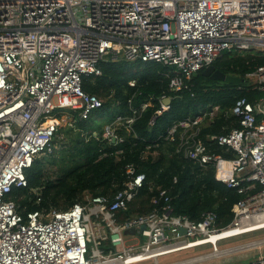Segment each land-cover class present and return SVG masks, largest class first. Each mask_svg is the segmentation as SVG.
I'll list each match as a JSON object with an SVG mask.
<instances>
[{"label":"built area","instance_id":"2783aa9c","mask_svg":"<svg viewBox=\"0 0 264 264\" xmlns=\"http://www.w3.org/2000/svg\"><path fill=\"white\" fill-rule=\"evenodd\" d=\"M252 47L264 49V0H0V264H137L175 252L169 246L178 239L188 244L222 230L215 212L195 221L174 213L167 197L161 207L119 221L117 210L146 179L133 163L124 165L122 186L112 196H87L65 210L22 215L9 192L26 186L25 169L36 156L52 151L61 111L78 109L85 118L101 106L81 82L101 73L103 58L121 54L167 65L176 91L222 51ZM248 75L264 84V66ZM163 98L157 114L169 106ZM217 108L174 122L165 138L178 135L176 151L211 165L217 181L243 195L226 226L236 229L264 214V98L238 97L231 112L239 125L209 136L232 157L210 151L198 137L199 125ZM132 112L116 114L100 136L122 141L113 125L131 123ZM130 228L135 233L126 238ZM236 264H264V254Z\"/></svg>","mask_w":264,"mask_h":264},{"label":"trees","instance_id":"16d2710c","mask_svg":"<svg viewBox=\"0 0 264 264\" xmlns=\"http://www.w3.org/2000/svg\"><path fill=\"white\" fill-rule=\"evenodd\" d=\"M212 64L243 80L233 83L212 79L200 69L186 82L185 88L175 91L169 87L171 67L160 62L131 61L121 54L100 60L101 73L84 76L81 87L84 92L98 96L101 106L85 118L78 109H66L74 127L81 132L73 130V126L57 127L52 151L36 156L25 169L26 186L12 187L9 192L17 211L25 215L33 210H65L74 203L84 202L87 196H112L122 186L124 165L133 163L137 171L145 173L146 179L126 208L117 210L119 221L161 207L167 197L174 213L196 221L211 210L216 214L217 227L225 228L233 216L232 205L243 195L236 188L217 181L211 165H200L176 151L178 135L171 141L165 138V133L174 122L218 106L214 116L205 118L199 125L198 137L210 151L232 157V151L213 143L209 136L226 133L239 125L238 117L231 112L238 97L243 96L252 103L264 98V84L248 75L258 66H264V49L225 50ZM162 96L169 97L170 103L157 114ZM143 103L146 106L140 110ZM113 106L117 109L105 124L88 129L96 116ZM133 110L136 113L131 123L113 125L122 141L111 142L100 136L116 114L129 117ZM93 132L99 136H92ZM56 142L60 144L58 148ZM45 161L53 165L52 172L44 169ZM160 190H164L162 196ZM153 197L157 203L152 201ZM102 244L106 247L108 241L102 240Z\"/></svg>","mask_w":264,"mask_h":264},{"label":"rangeland","instance_id":"374dc122","mask_svg":"<svg viewBox=\"0 0 264 264\" xmlns=\"http://www.w3.org/2000/svg\"><path fill=\"white\" fill-rule=\"evenodd\" d=\"M116 109L117 107L113 106L108 111L104 110L95 117L93 123L88 126V129H96L99 125L105 124L109 116L115 113ZM59 114L61 118V121L59 119L60 126L74 127L72 116L66 110L61 111ZM73 130L81 132V129L78 127H74ZM82 134L84 136L85 132H82ZM59 145L56 142L57 148ZM38 156H43V153ZM44 169L52 172L54 167L51 163L45 161ZM253 221L255 219L248 222V225H241L236 231L226 235H221L215 239L208 238L205 240V238H202L201 240L204 242L184 246V248L175 249V252L151 258L137 264H236L253 260L257 256L264 254V222L261 221L249 225ZM134 233L135 230L130 228L124 232V235L127 238ZM127 242L129 243L131 240H127ZM179 243L185 244L181 239H178L177 244Z\"/></svg>","mask_w":264,"mask_h":264},{"label":"water","instance_id":"95a60500","mask_svg":"<svg viewBox=\"0 0 264 264\" xmlns=\"http://www.w3.org/2000/svg\"><path fill=\"white\" fill-rule=\"evenodd\" d=\"M201 73L203 75H206V76H210L212 79H219V80H223V81H226V82H239L240 80H243L241 77H238V76H235V75H230V74H226L224 72H222L221 70L219 69H216L215 66L211 63L207 66H205ZM163 103L166 104V105H169L170 103V98L169 97H165L163 98ZM185 232V229L184 228H180L179 229V233L180 234H184Z\"/></svg>","mask_w":264,"mask_h":264},{"label":"bare ground","instance_id":"6f19581e","mask_svg":"<svg viewBox=\"0 0 264 264\" xmlns=\"http://www.w3.org/2000/svg\"><path fill=\"white\" fill-rule=\"evenodd\" d=\"M264 222V215H259L256 219H255V221H253V222H251V223H249V225L250 224H256V223H258V222ZM248 225V224H247ZM238 228H240V227H237L236 229L235 228H225V229H222V230H220V231H217V232H215V233H212V234H210L209 236H205V237H202V238H205V240L206 239H215V238H217V237H219V236H221V235H226V234H228V233H231V232H234V231H236ZM202 238H198V239H196V240H192L190 243H188V244H181V243H179V244H174V245H172V246H169V247H173L172 248V250H175V249H181V248H184V246L186 247V246H189V245H191L192 243H201V242H204V241H202L201 239ZM102 264H110V262H105V263H102Z\"/></svg>","mask_w":264,"mask_h":264},{"label":"crops","instance_id":"0c3cea01","mask_svg":"<svg viewBox=\"0 0 264 264\" xmlns=\"http://www.w3.org/2000/svg\"><path fill=\"white\" fill-rule=\"evenodd\" d=\"M192 244H194V243H192Z\"/></svg>","mask_w":264,"mask_h":264}]
</instances>
